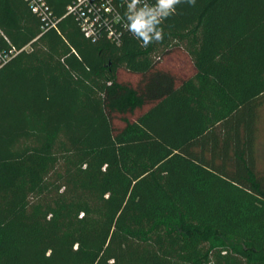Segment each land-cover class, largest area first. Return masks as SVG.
I'll return each mask as SVG.
<instances>
[{"label":"trees","instance_id":"16d2710c","mask_svg":"<svg viewBox=\"0 0 264 264\" xmlns=\"http://www.w3.org/2000/svg\"><path fill=\"white\" fill-rule=\"evenodd\" d=\"M43 1L0 0V264H264V0L147 47Z\"/></svg>","mask_w":264,"mask_h":264},{"label":"built area","instance_id":"2783aa9c","mask_svg":"<svg viewBox=\"0 0 264 264\" xmlns=\"http://www.w3.org/2000/svg\"><path fill=\"white\" fill-rule=\"evenodd\" d=\"M33 13L39 15L46 27H56L57 21L43 0H25ZM129 0H74L68 7V13L73 14L79 22L85 36L93 41L107 38L120 44L124 35H132L124 27L126 10ZM154 3V0H148ZM19 51L7 49L0 45V70L12 60Z\"/></svg>","mask_w":264,"mask_h":264},{"label":"clouds","instance_id":"9594fccd","mask_svg":"<svg viewBox=\"0 0 264 264\" xmlns=\"http://www.w3.org/2000/svg\"><path fill=\"white\" fill-rule=\"evenodd\" d=\"M182 3L195 6L196 0H154V3H148V0H129L124 27L141 42L142 47L158 43L164 38L160 26L164 20L177 13V6Z\"/></svg>","mask_w":264,"mask_h":264},{"label":"rangeland","instance_id":"374dc122","mask_svg":"<svg viewBox=\"0 0 264 264\" xmlns=\"http://www.w3.org/2000/svg\"><path fill=\"white\" fill-rule=\"evenodd\" d=\"M261 152V164L263 163V166H264V138H263V143L261 144V148H260Z\"/></svg>","mask_w":264,"mask_h":264}]
</instances>
